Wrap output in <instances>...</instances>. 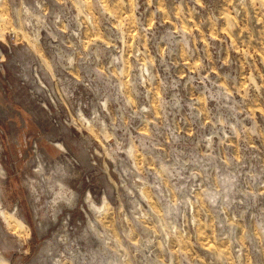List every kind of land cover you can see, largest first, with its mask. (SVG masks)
<instances>
[{
    "label": "clouds",
    "instance_id": "obj_1",
    "mask_svg": "<svg viewBox=\"0 0 264 264\" xmlns=\"http://www.w3.org/2000/svg\"><path fill=\"white\" fill-rule=\"evenodd\" d=\"M42 2L34 0L30 11L25 0H18L19 6L12 9L15 22L5 18L0 23V111L11 119L10 104L19 99L38 113L50 129L49 139L58 156L55 163L64 172L52 181L41 175L43 165L52 167L54 162L41 154L36 141L19 186L13 187V172L23 161L12 150V163H7L0 146V207L7 205L13 215L30 225L22 235L0 226V264H200L196 253L201 247L209 249L210 264H264V159L260 156L264 128L248 110L249 104L254 110L258 107L256 100L261 99L264 84L257 85L256 78L248 76L245 89L251 85L254 93L243 90V99L236 100L224 84L208 81L198 107L195 99L186 100L179 92L166 99L178 82L150 74L152 60L139 51L131 66L124 57L125 49H115L118 56L100 46L82 53L71 43L54 46L49 53L51 63L42 56L37 59L33 53L39 55L41 30L63 43L59 32L52 35L56 26L62 24L69 37H78V30L72 32L69 25L81 23L78 16L61 20V10L53 13L51 27L45 25ZM100 7L103 4L97 0ZM0 8L8 11L9 0H0ZM37 9L39 15L34 14ZM249 9H256L257 14L247 20L264 24V0H234L236 16ZM138 27L146 34L143 24ZM233 27H239L235 17L228 25L229 30ZM123 38V34L116 36ZM109 57V72L101 73L98 64ZM53 67L61 75L72 70L83 74L80 84L84 92L78 100L71 99L63 87L57 90L63 92L61 99H68L73 112L88 111L91 122L82 115L80 120H68L62 110L59 114L45 110L48 93L38 81L48 80ZM113 68L117 70L112 72ZM206 79L199 77V82ZM222 79L229 82L227 76ZM153 81H159L162 95L154 104L147 100L152 107L137 108L132 97L154 94L155 87L139 90ZM64 83L69 81L58 82ZM208 101L216 102L214 110L206 107ZM114 103L120 107L110 111ZM184 106L189 111L182 119L195 128L191 137L180 135L175 119ZM153 108L159 112V120ZM149 113L152 120L147 118ZM169 116L173 117L171 123ZM138 117L143 122L137 130L146 131L133 136L132 121ZM74 124L111 143L97 152L92 138L78 132ZM230 137L238 143L226 151L224 145ZM256 140L260 147H255ZM251 160L257 164L252 165ZM209 240L218 247L211 248Z\"/></svg>",
    "mask_w": 264,
    "mask_h": 264
},
{
    "label": "rangeland",
    "instance_id": "obj_2",
    "mask_svg": "<svg viewBox=\"0 0 264 264\" xmlns=\"http://www.w3.org/2000/svg\"><path fill=\"white\" fill-rule=\"evenodd\" d=\"M83 2L84 0H63V3H59L57 0H43L41 8L45 12L43 21L45 25L51 27V21L55 19L53 13L59 14L61 10L64 12V15L60 16L61 20H64L65 16L69 19L78 16L81 23L73 21L69 25L72 32L78 30V37H69V31L64 30L62 24L56 26L52 35L55 36L56 32H59L60 36L64 38L63 43L61 39H52L46 31L41 30L39 55L33 53L37 59L42 56L44 60L51 63L50 50L56 45L63 47L71 43L78 46L82 53H88L100 46L103 49H108L112 55L118 56L119 53L115 49H125L124 57L131 66L136 62L135 53L139 51L144 54L145 59L151 58L152 60V64L149 66L150 74L157 75L160 79L168 76L170 82H178V87L170 89L166 99L172 92H179L180 96L186 100L195 99L198 107L200 106L199 101L203 99L201 93L208 81H215L218 85L224 84L236 100L243 99V90H247L249 95L254 93L251 85L245 89L248 76L255 77L257 85L264 84V80L260 78L264 77V24H261L258 19L248 21L246 18L256 15V9H249L247 13L241 12L240 16H236L233 11L234 0H201L199 4L196 3V0H101L103 7L99 9L97 0H88L85 7H78ZM18 6V0L15 3L13 0H9L8 11L5 12L0 8V23L5 18L15 22L16 15L12 9ZM25 6L29 7L31 11L35 6L34 0H25ZM237 10L239 11V9ZM34 14L39 15L40 10L37 9ZM232 17H235L239 27L229 30L228 25ZM241 17H245V19L242 21ZM65 22L67 23V21ZM140 24H143L147 29L146 34L138 27ZM121 34L124 38L116 39V36ZM21 39L24 40V37L21 36ZM24 43L27 41L24 40ZM91 59L95 61V56H92ZM161 61L164 63L162 64ZM224 61H229L230 64L224 63ZM140 62L144 63L143 60ZM109 63L110 57L100 62L98 64L99 71L108 73ZM76 67L73 65L74 69ZM252 67L256 71H253ZM165 68H167V72H165ZM116 70L115 68L111 69L112 72ZM82 76L83 74L79 70L68 71L61 75L53 67L48 80L41 78L38 81V86H42L48 93L46 96L48 108L45 110L51 111L53 114H59L62 110L67 114L66 119L68 120H80L82 115L84 120L91 122V115L88 111L82 110L80 114L73 112L68 99H61L63 92L57 90L59 87H63L64 91L70 93L71 99L78 100L84 92L83 86L80 84ZM225 76L229 78V82L226 84L222 79ZM199 77L207 79L204 83H200ZM189 78L192 79V83H189ZM112 79L115 81L116 77L113 76ZM233 79L235 83H233ZM64 80H68L69 83L58 84L59 81ZM234 86L237 91H232ZM4 87L6 89L7 85ZM153 87L156 88V91L148 97L139 99L135 96L132 97L136 101L137 108L152 107L147 103V100L152 99L154 104L155 98L162 95L159 81L145 84L139 90L143 92ZM259 96L261 99L256 100L258 107L254 110L249 104L248 110L254 112L256 123L264 128V123H262L264 122V89L261 90ZM215 103V101H208L206 107L214 110ZM119 107L120 105L115 103L109 106L110 111ZM188 111L189 109L184 106L180 115L175 119L181 129L180 135L191 137L195 135V128L186 125L182 119ZM10 112L12 113L11 119L0 111V146L4 148L3 155L6 157L7 163H12V150L15 151L18 159L23 161L13 172L11 178L13 187L19 186L27 158L31 157L30 148L36 141H39L37 147L40 148L41 154H46L54 162L52 167L44 164L41 175L47 177L49 181L58 179L64 169L55 163L58 156L52 148L54 141L49 139L50 129L46 126V122L19 99L10 104ZM153 112H155V118L159 120V112L154 108ZM147 118L152 120L153 114H147ZM172 119L173 117L169 116L170 123ZM142 122V117L132 121L133 136L142 135L146 131L143 128L137 130ZM105 123H110V121H105ZM245 123L247 126L251 124L250 121H245ZM72 127L78 132L90 136L97 146V152H102L107 144L111 143V141H105L95 135L87 127L81 128L78 124H74ZM151 127L152 125L148 126L149 129ZM216 143H219L218 138H216ZM237 143L236 139L230 137L224 148L226 151L233 150ZM255 147H260L258 140L255 141ZM260 156L261 159H264V152H261ZM251 164L255 165L257 161L251 160ZM35 178L33 176V179ZM61 195L65 194L61 193ZM17 198L20 197L17 196ZM9 200L11 201V197ZM0 226L5 230L11 227L13 234L20 235L24 233L25 229L30 228L26 220L19 215H13L12 209L7 205L0 207ZM209 234L210 230L209 233H205V235ZM208 244L211 248L218 247L211 240L208 241ZM182 250L191 251V249ZM196 254L200 256V264H210L211 254L208 248L201 247ZM205 254H208L207 258ZM215 264H219V261H216Z\"/></svg>",
    "mask_w": 264,
    "mask_h": 264
}]
</instances>
